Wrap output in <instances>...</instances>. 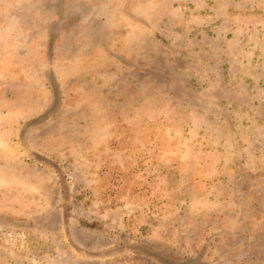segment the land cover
<instances>
[{
  "label": "rangeland",
  "instance_id": "374dc122",
  "mask_svg": "<svg viewBox=\"0 0 264 264\" xmlns=\"http://www.w3.org/2000/svg\"><path fill=\"white\" fill-rule=\"evenodd\" d=\"M0 264H264V0H0Z\"/></svg>",
  "mask_w": 264,
  "mask_h": 264
}]
</instances>
